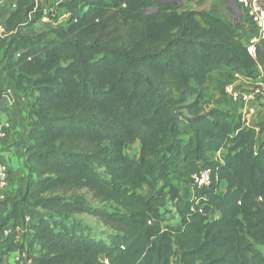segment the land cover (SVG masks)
I'll return each mask as SVG.
<instances>
[{"label": "trees", "instance_id": "trees-1", "mask_svg": "<svg viewBox=\"0 0 264 264\" xmlns=\"http://www.w3.org/2000/svg\"><path fill=\"white\" fill-rule=\"evenodd\" d=\"M59 6L69 19L50 32L29 33L40 20L37 0H15L4 20L0 94L10 84L26 99L29 177L21 200L0 202L8 212L0 264L17 251L28 264H264L254 245L264 242V121L230 124L203 93L225 69L264 77V36L251 57L239 21L179 12L176 3ZM121 6L138 13L125 16ZM137 142L140 161L115 151ZM189 161L212 174L192 197L149 178L155 165ZM169 199L177 227L164 225ZM81 215L113 232L95 238Z\"/></svg>", "mask_w": 264, "mask_h": 264}, {"label": "rangeland", "instance_id": "rangeland-1", "mask_svg": "<svg viewBox=\"0 0 264 264\" xmlns=\"http://www.w3.org/2000/svg\"><path fill=\"white\" fill-rule=\"evenodd\" d=\"M6 7L4 11V16L0 20V23H4L5 18L7 17L8 13L14 9L15 0H5ZM61 0H37L38 9L40 13V20L39 22L29 30L31 35H36L40 32H50L51 30L57 27H65L66 23L69 19V14L66 12L65 9L59 6ZM182 6L180 7L179 12L185 11H198L201 12L203 8L205 11H208L211 6H215V8H219L221 12L225 13L228 20L236 21L237 19H233L232 12L229 10L228 5L226 2L222 0H202V3L199 5V0H181ZM252 2V0H249ZM214 4V5H213ZM237 8L242 12L245 11V7L241 3H236ZM122 10H126L125 6H121ZM127 12V10L125 11ZM138 11L126 13L125 16H133L137 14ZM247 13V11H246ZM239 21V20H238ZM231 24V23H230ZM232 25V24H231ZM2 35L0 36V40L2 39ZM251 39V38H250ZM248 39V41L250 40ZM243 44L246 46L247 42L244 39H241ZM0 53V57H1ZM233 73L229 70H223L218 73V78L210 82V85H207L203 89V93L205 95L206 100L209 102L211 107L220 108L229 112L232 116V120H230V124H234L237 122L236 120L239 118L238 113L241 112V108L235 104H233L225 95H223L222 88L227 82L232 81ZM244 81H249L252 83H256L262 81L264 83V77L261 76L260 79H251V78H244ZM213 83V84H212ZM264 135H260L257 141L262 140ZM118 155L129 159V160H136L140 161V151L141 145L140 143H135L131 146L122 147L119 149H115ZM203 167L202 161L201 164L196 165L194 161H189L188 164L183 166H176L171 167L168 170H160V166L155 165L151 169V176L149 177L156 185V188H162L168 190V186H174L176 189L180 191L182 197L191 195L192 185L190 183V177L193 173L201 170ZM110 178V177H108ZM111 179V178H110ZM147 188L142 187L139 191L141 194H145L147 192ZM171 200L169 199L166 203V207L162 210L164 216V225H168L171 227H177V219L174 218L172 214V205ZM108 209L112 210L113 207H108ZM77 220L83 222L84 224L88 225L95 238L100 239H107L106 237L111 234L113 231L109 229L108 226H105L99 220L88 216V215H81L76 217ZM5 222V218H0V224ZM256 251L264 257V242L255 243ZM175 263V262H174Z\"/></svg>", "mask_w": 264, "mask_h": 264}, {"label": "crops", "instance_id": "crops-1", "mask_svg": "<svg viewBox=\"0 0 264 264\" xmlns=\"http://www.w3.org/2000/svg\"><path fill=\"white\" fill-rule=\"evenodd\" d=\"M211 7L212 8L208 11H205L202 8L201 12L209 13L215 17L224 19L229 24L231 23L233 25V22L228 20L225 13L221 12L219 8H215V6ZM241 13L242 16L239 19L241 32L240 39H244L248 42V39L250 38L259 37L257 27L249 18L248 13L244 10ZM218 73L219 72H214L211 74L208 81L209 85L210 82H213L218 78ZM5 125H8L9 129L7 137L0 138V159L5 163L9 172V183L6 190L7 198L16 202L23 198L25 183L29 177L28 171L25 168L24 158V151L28 145L27 108L24 95L10 84H8L5 87V91L0 94V128H4ZM224 154V151H220L215 154H209L208 158L216 161ZM194 162L196 165L201 164V162ZM188 163L189 162L186 164ZM179 165L180 164H177L174 167ZM223 189L224 184L221 186V190ZM192 196L193 190H191V195H188V197ZM171 210L174 218L177 219L174 210L172 208ZM7 214L8 212L4 207H1L0 218L6 217ZM212 215L214 218H218L217 213L214 212ZM6 263L15 264L10 258L6 259ZM19 264H28V261L23 260Z\"/></svg>", "mask_w": 264, "mask_h": 264}, {"label": "built area", "instance_id": "built-area-1", "mask_svg": "<svg viewBox=\"0 0 264 264\" xmlns=\"http://www.w3.org/2000/svg\"><path fill=\"white\" fill-rule=\"evenodd\" d=\"M259 0H236L245 7L249 18L256 25L259 37L251 38L246 45L247 53L251 57H255V45L259 38L264 36V10L259 6ZM6 1L0 0V20L4 16ZM1 22V21H0ZM4 35V23H0V36ZM232 81L225 83L222 88L225 95L233 104L241 108L238 113L239 120L246 126H253L258 122L264 121V83L262 81L252 83L244 81L242 76L233 74ZM260 79V78H258ZM9 93V91H8ZM8 125L0 128V138L7 137ZM9 172L4 162L0 159V202L6 200V190L9 183ZM190 183L197 188L209 187L212 184V174L209 167H202L201 170L193 173L190 177ZM28 220V218H26ZM7 235V231L3 232V236ZM15 264L21 263L23 260L28 261L24 251H17L10 257Z\"/></svg>", "mask_w": 264, "mask_h": 264}, {"label": "water", "instance_id": "water-1", "mask_svg": "<svg viewBox=\"0 0 264 264\" xmlns=\"http://www.w3.org/2000/svg\"><path fill=\"white\" fill-rule=\"evenodd\" d=\"M159 3H176L178 6H182L181 0H154ZM223 2H226L228 5L229 10L232 12L233 19H237V21L241 18L242 13L236 6V0H222ZM152 10H145L144 13H151Z\"/></svg>", "mask_w": 264, "mask_h": 264}]
</instances>
